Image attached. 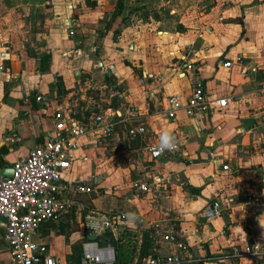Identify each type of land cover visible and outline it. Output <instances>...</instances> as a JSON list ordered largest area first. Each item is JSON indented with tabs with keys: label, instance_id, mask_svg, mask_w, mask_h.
Masks as SVG:
<instances>
[{
	"label": "crops",
	"instance_id": "crops-1",
	"mask_svg": "<svg viewBox=\"0 0 264 264\" xmlns=\"http://www.w3.org/2000/svg\"><path fill=\"white\" fill-rule=\"evenodd\" d=\"M197 77L228 106L198 121L184 111L169 119L165 99L186 101ZM90 84L104 94L83 91ZM37 95L53 103L40 104ZM263 108L264 0H0L3 169L48 140L58 109L77 118L119 111L147 128L132 138L121 123L110 137L83 139L78 161L64 173L70 210L35 237L65 262L81 260L86 236L111 245L121 264L175 253L155 238L152 224L159 222L189 245L178 254L193 258L190 264H264L232 250L253 244L252 214L241 210L248 196L257 192L264 202V130H252ZM165 136L180 151L152 160L148 149ZM211 151L221 166L211 163ZM136 178L148 181V192L135 191ZM77 185L90 193L77 192ZM215 199L223 215L201 219ZM111 213L124 217L115 234L103 226ZM74 222L68 239L61 225ZM253 224L264 243V209ZM5 226L0 218V264H13Z\"/></svg>",
	"mask_w": 264,
	"mask_h": 264
},
{
	"label": "built area",
	"instance_id": "built-area-1",
	"mask_svg": "<svg viewBox=\"0 0 264 264\" xmlns=\"http://www.w3.org/2000/svg\"><path fill=\"white\" fill-rule=\"evenodd\" d=\"M241 62V59H239ZM225 67H232V63H225ZM192 91L186 101L179 96H168L165 101L169 119H176L179 111H184L188 118L197 120L207 116L213 110H223L228 106L227 98H211L206 91V85L201 78L192 81ZM103 87L90 84L83 91H99ZM83 93L79 95L82 96ZM86 96V95H85ZM82 98V97H81ZM86 98V97H83ZM82 98V99H83ZM35 100L43 105L53 103L47 95H37ZM73 104L78 103V98L73 99ZM90 112L88 117L77 118L65 109H58L54 115V129L43 144L32 148L27 157L18 159L13 163V175L4 176L3 166L0 165V218L6 221L3 241L8 247L13 264H119L116 261L114 248L111 245L101 247L95 241H87L83 245V255L78 263L65 262L54 256L49 244L38 242L35 237L40 233V227L49 222H54L63 217L70 208L66 200L64 173L71 169L79 159V151L82 141L87 137L104 138L115 133L118 124L127 126L129 137L135 138L147 133L143 125H133L129 119L118 115L117 111L99 110L97 113ZM253 131L264 130V108L254 117ZM198 121V120H197ZM173 147L164 144L148 149L152 160H159L163 156L173 155L180 151L179 143H170ZM211 163L221 166L211 151ZM229 170V166H223ZM133 187L138 193H146L151 188L148 181L136 178ZM77 192H88L90 188L77 185ZM264 209V202L257 192H251L247 201L241 207L246 214H252V222L248 228L251 232L253 244L245 251L239 247H233V256L236 258L249 256L256 261L264 259V243L259 242L254 234V222ZM225 212L224 204L220 199H215L199 213V217L206 221H213ZM124 217L111 213L106 217L104 230L112 231L114 234L122 225ZM164 223L152 224L155 238L164 243L174 246L175 253L167 255H150L135 264H190L193 258H185L178 251L187 252L189 245L179 239V236L167 230Z\"/></svg>",
	"mask_w": 264,
	"mask_h": 264
},
{
	"label": "rangeland",
	"instance_id": "rangeland-1",
	"mask_svg": "<svg viewBox=\"0 0 264 264\" xmlns=\"http://www.w3.org/2000/svg\"><path fill=\"white\" fill-rule=\"evenodd\" d=\"M87 193H90V192L88 191ZM79 200H80V198H79ZM69 210H70V209H68V211H69ZM82 221L85 222V216L82 218ZM87 222L89 223V219L87 220ZM55 225L58 226V224H55ZM89 225H90V223H89ZM61 226L65 228V234H64V235L66 236V238H68L69 235L72 234V231L75 229L76 223L74 222L73 224H67V225L62 224ZM61 226H60V227H61ZM85 231L88 232V228H87ZM87 232H86V233H87ZM68 239H69V238H68ZM81 240H84V239L82 238ZM81 240H80V241H81Z\"/></svg>",
	"mask_w": 264,
	"mask_h": 264
},
{
	"label": "trees",
	"instance_id": "trees-1",
	"mask_svg": "<svg viewBox=\"0 0 264 264\" xmlns=\"http://www.w3.org/2000/svg\"><path fill=\"white\" fill-rule=\"evenodd\" d=\"M2 151H4V149H2ZM0 165H3V161L0 159ZM110 238V234H106L105 236H103L102 238L98 239V242L101 243V245H103V242H107V240ZM84 240L88 241L87 236L84 238ZM141 262V261H140ZM119 263V262H118ZM121 264V263H119Z\"/></svg>",
	"mask_w": 264,
	"mask_h": 264
},
{
	"label": "water",
	"instance_id": "water-1",
	"mask_svg": "<svg viewBox=\"0 0 264 264\" xmlns=\"http://www.w3.org/2000/svg\"><path fill=\"white\" fill-rule=\"evenodd\" d=\"M2 174L4 176H7V177L12 176L13 175V169H3L2 170ZM89 239L90 240H95L96 237L95 236H90Z\"/></svg>",
	"mask_w": 264,
	"mask_h": 264
},
{
	"label": "clouds",
	"instance_id": "clouds-1",
	"mask_svg": "<svg viewBox=\"0 0 264 264\" xmlns=\"http://www.w3.org/2000/svg\"><path fill=\"white\" fill-rule=\"evenodd\" d=\"M164 145L167 147H173L174 145L170 144L169 137L165 136L164 138Z\"/></svg>",
	"mask_w": 264,
	"mask_h": 264
}]
</instances>
